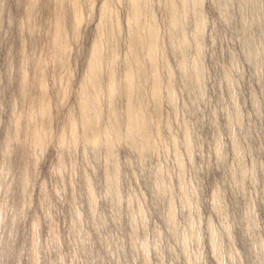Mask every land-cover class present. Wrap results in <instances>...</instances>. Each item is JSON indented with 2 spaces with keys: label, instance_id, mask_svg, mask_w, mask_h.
Wrapping results in <instances>:
<instances>
[{
  "label": "rangeland",
  "instance_id": "374dc122",
  "mask_svg": "<svg viewBox=\"0 0 264 264\" xmlns=\"http://www.w3.org/2000/svg\"><path fill=\"white\" fill-rule=\"evenodd\" d=\"M170 1L144 5L160 95L142 53L145 136L126 116L128 0H0V264H264V0H173L177 26Z\"/></svg>",
  "mask_w": 264,
  "mask_h": 264
},
{
  "label": "bare ground",
  "instance_id": "6f19581e",
  "mask_svg": "<svg viewBox=\"0 0 264 264\" xmlns=\"http://www.w3.org/2000/svg\"><path fill=\"white\" fill-rule=\"evenodd\" d=\"M75 4L79 0H74ZM128 5L131 8V19H132V29H131V52L132 57L127 60L126 64V73H127V80L125 83V92L128 98L127 109H126V116L127 122L129 123L130 132H134L137 128L142 127L144 129L143 134L146 136V126L147 121L142 114V110L140 109V100L142 98L141 93H138V85L134 80V72L143 75L147 73V68L143 64L134 65V62H140V55L142 53L145 54L146 58L151 60V74L154 78V90L155 93V108L158 109L160 106V95L158 93V82H159V75L156 73L157 67V48H158V29L155 22V18L151 13H147V8L145 5V0H128ZM170 12V23L172 26L178 25V19L176 16V10L174 6L173 0L170 1L169 6ZM60 20V18L58 19ZM203 24L202 14H199V21L198 26ZM260 37L263 39L264 42V33L260 32ZM56 38L58 40V44L60 46H64L66 42V33L58 23L56 29ZM199 47V44H197ZM104 59V55L99 47V44H96L93 51L91 60L89 62V82L91 87H97L101 82V75H100V65ZM194 69L198 73L200 72V67L197 63H194ZM114 82L115 78L113 72L110 71L108 77V88L111 94L114 93ZM40 84L44 88V81L40 78ZM168 98L172 104H175V92L173 89L172 84L168 85ZM41 100L43 101L44 98L42 97ZM79 105L82 114V122L85 127V133L87 136L97 138L95 135L100 115L98 112V108L96 105V100L93 95L88 90V87L83 85L81 89V93L79 96ZM73 129V125H72ZM232 131V130H231ZM40 132L39 130H34L35 139H39ZM233 134V132H232ZM233 139L235 136L233 134ZM211 238L213 243L214 251L217 257L221 260V248L217 242L216 233L214 230H211Z\"/></svg>",
  "mask_w": 264,
  "mask_h": 264
}]
</instances>
